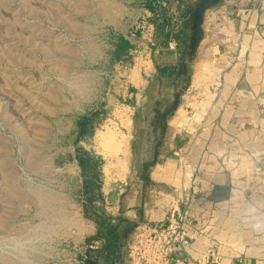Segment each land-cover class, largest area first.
I'll use <instances>...</instances> for the list:
<instances>
[{"label": "rangeland", "instance_id": "374dc122", "mask_svg": "<svg viewBox=\"0 0 264 264\" xmlns=\"http://www.w3.org/2000/svg\"><path fill=\"white\" fill-rule=\"evenodd\" d=\"M226 1L236 14L237 1ZM144 2L0 0V264H71L70 253L55 244L60 238L44 233L64 234L69 228L70 175L76 177L74 187L81 186L79 167L70 162L74 147L81 146L85 188L111 216L106 201L134 171L125 132L131 109L173 113L181 102L172 125L204 122L210 81L218 77L211 65L226 57L227 40L207 33L201 50L195 47L175 76L162 83L152 49L164 37L156 35L159 15L138 5ZM155 7L160 11L162 5ZM121 31L132 46L116 58ZM70 106L85 111V146L79 132L70 130ZM139 134L150 136L145 130ZM110 136L125 142L123 153L110 146ZM141 150L152 155L151 146ZM121 225L117 233L126 238L134 226ZM75 254L73 264H80Z\"/></svg>", "mask_w": 264, "mask_h": 264}, {"label": "crops", "instance_id": "0c3cea01", "mask_svg": "<svg viewBox=\"0 0 264 264\" xmlns=\"http://www.w3.org/2000/svg\"><path fill=\"white\" fill-rule=\"evenodd\" d=\"M224 3L147 0L138 4L159 15L156 35L164 38L152 50L156 74H163L157 77L160 82L167 83L175 76L171 74L184 66L195 47L200 49L209 32L215 31L219 39L227 40L226 57L211 65L218 77L210 81V104L202 112L204 122L172 125V115L184 107L181 102L173 113L164 108L131 109L125 132L130 135L134 171L115 185L120 189L110 203L106 201V208L112 222L134 227L141 221L161 220L173 208H188L189 229L196 231L197 237L189 248L178 249L179 254L198 256L208 241L215 239L221 244L222 264H264V228L253 227L264 224V0L256 5L251 0L238 1L237 7L248 5L238 14ZM158 4L162 5L160 11L155 7ZM120 36L130 41L123 31ZM161 40L165 41L163 45ZM83 112L70 106V130L79 132L77 136L85 146L86 138L81 135L86 116ZM144 130L150 134L146 139L139 134ZM149 146L152 155L145 157L141 149ZM80 147H74L70 154V162L79 167L81 186L76 189V177L70 175L69 228L64 234L54 230L44 233L60 238L55 244L70 253L71 264L76 251L83 264L86 239L97 226L82 211L85 186L82 153L77 150ZM120 224L116 223L118 227ZM118 236L117 251L103 264H125L128 237Z\"/></svg>", "mask_w": 264, "mask_h": 264}, {"label": "built area", "instance_id": "2783aa9c", "mask_svg": "<svg viewBox=\"0 0 264 264\" xmlns=\"http://www.w3.org/2000/svg\"><path fill=\"white\" fill-rule=\"evenodd\" d=\"M251 1L256 5L259 0ZM230 2L225 3L228 5ZM247 7L248 5L238 7L237 14ZM85 200L84 198L82 201V211ZM190 225L188 208H173L156 222L137 223L125 243V264H222L221 244L215 239H210L198 256L181 255L177 252L178 249L189 248L197 237L196 231L189 229Z\"/></svg>", "mask_w": 264, "mask_h": 264}, {"label": "trees", "instance_id": "16d2710c", "mask_svg": "<svg viewBox=\"0 0 264 264\" xmlns=\"http://www.w3.org/2000/svg\"><path fill=\"white\" fill-rule=\"evenodd\" d=\"M131 46L132 43L128 39L119 36L114 51L116 58H121L127 52V48ZM80 165L84 179L88 178L84 158L80 157ZM86 188L84 193L86 200L83 204L84 216L94 221L97 226L96 231L86 239V258L83 264H103V261L107 258L109 259L111 254L117 251L119 238L117 233L118 226L112 223L109 215L102 212L100 207L94 204V197L89 194ZM96 241L99 244H95Z\"/></svg>", "mask_w": 264, "mask_h": 264}, {"label": "bare ground", "instance_id": "6f19581e", "mask_svg": "<svg viewBox=\"0 0 264 264\" xmlns=\"http://www.w3.org/2000/svg\"><path fill=\"white\" fill-rule=\"evenodd\" d=\"M211 36V35H210ZM208 48V47H207ZM204 51H206V50H204ZM203 52V51H202ZM198 77V76H197ZM199 79V78H198ZM113 135V134H112ZM116 136V135H115ZM115 136H110L109 137V140H108V143L110 144V146L111 147H113L114 148V150H115V152H120L121 151V153H123L122 152V150L124 149V141L123 140H121V139H118V138H116ZM105 141V140H104ZM126 152V151H125ZM127 153V152H126ZM116 154V153H115ZM125 154V153H124ZM114 155V154H113ZM117 155H118V153H117ZM117 155H116V157H117ZM125 156V155H124ZM119 157V156H118ZM125 158V157H124ZM127 165H129V164H127Z\"/></svg>", "mask_w": 264, "mask_h": 264}, {"label": "clouds", "instance_id": "9594fccd", "mask_svg": "<svg viewBox=\"0 0 264 264\" xmlns=\"http://www.w3.org/2000/svg\"><path fill=\"white\" fill-rule=\"evenodd\" d=\"M249 211H255V209H250ZM253 227L257 230L264 228V224L256 223L253 225Z\"/></svg>", "mask_w": 264, "mask_h": 264}]
</instances>
